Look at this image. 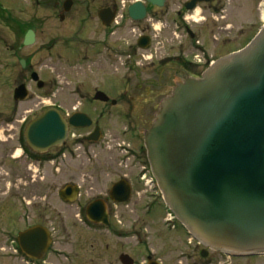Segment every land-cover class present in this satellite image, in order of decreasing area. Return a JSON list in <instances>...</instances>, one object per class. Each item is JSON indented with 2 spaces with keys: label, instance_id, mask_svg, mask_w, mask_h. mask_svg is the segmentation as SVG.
Wrapping results in <instances>:
<instances>
[{
  "label": "rangeland",
  "instance_id": "1",
  "mask_svg": "<svg viewBox=\"0 0 264 264\" xmlns=\"http://www.w3.org/2000/svg\"><path fill=\"white\" fill-rule=\"evenodd\" d=\"M28 1L31 4L32 0H0V171L4 155L9 149L8 143L11 142V139H7V134L16 133L20 121L32 117L40 105L55 103L70 112L82 103V100L77 99V88H80V94L98 89L116 98V94L122 92L128 80L134 84L138 78H157L154 69L163 62L178 60L184 55H187L185 60L191 62L195 39L203 44L206 51L204 58H209L210 55L222 56L243 47L264 22V5L261 4L257 10L247 6L246 16V8L237 9L231 5L227 17H209L202 23L198 19L203 16L201 13L197 15L195 12H181V0H166L162 7L148 6L152 10L151 17L135 22L128 18L122 7L132 0H85L88 11L83 25H80L77 17L84 13L79 11L82 4L77 0L75 8L68 14L70 18L61 24L55 19L52 1L39 0L38 5L35 4V43L18 50L17 45H20L22 31L26 26L17 32L13 28L12 19L19 20L22 14L26 20L34 14L31 6L26 4ZM1 6H9L10 13L4 12ZM17 6H20L22 13L16 9ZM104 7L118 13L119 23L115 25L113 38L106 36L105 28L97 18V11ZM6 16L10 19H6ZM184 16L189 21L188 24L184 21ZM184 25L191 29L193 38L186 34ZM240 28L244 29L243 36L238 35ZM61 32L64 34L62 38L70 41L69 46L63 47L58 36ZM103 34L107 42L114 45L119 56L93 64L84 56L91 53L90 43L100 40ZM140 35L151 36L150 49H138L136 41ZM80 39L84 41L81 42ZM47 42L53 43V47L41 52L39 45L43 43L45 49ZM20 57L29 58L32 70L38 73L45 84L38 89L27 79L31 89L28 100L23 103L14 102L12 98L13 88L21 82V69L18 66ZM112 59H117L119 64L111 67ZM131 64H134V70H131ZM161 73V80L164 81L168 72ZM51 82H54L52 88ZM168 85L167 92L149 85V90L153 88L157 94L155 101L170 93L174 83L169 82ZM37 103L38 107H35ZM149 115L152 116L151 113ZM16 116L19 122L13 125L9 123L8 126L5 125L6 122L2 124L7 118ZM10 125L14 128L9 132L6 129ZM111 133L115 132L111 130ZM85 155L86 158L81 157L80 160L73 157L67 165L72 184L78 186V195L83 202L106 198L110 186L118 180L121 173L129 175V179H126L132 187L129 200L118 205L112 212L111 221L118 229L119 239H114L104 230L103 247L104 244H108V247L104 249L103 264H109L107 255L114 245H118L121 253L126 252L131 256L134 264H146L147 255L160 264H260L264 261V256L236 260L210 251L204 257L200 256L199 249L194 247L193 242L189 243V236L177 222L174 221L172 225L164 223L166 208L159 198V192L155 187L134 181L135 169L124 170L117 166L116 156L104 150H92L88 147L85 148ZM72 223H77L74 212ZM58 264L66 263L61 259Z\"/></svg>",
  "mask_w": 264,
  "mask_h": 264
},
{
  "label": "water",
  "instance_id": "2",
  "mask_svg": "<svg viewBox=\"0 0 264 264\" xmlns=\"http://www.w3.org/2000/svg\"><path fill=\"white\" fill-rule=\"evenodd\" d=\"M165 1L137 0L127 15L142 21L150 12L145 3L162 7ZM71 5L65 0L63 10ZM185 8L192 10L193 4ZM97 16L108 27L115 12L106 7ZM33 40L30 30L23 44ZM148 44V36L139 37V48ZM31 79L43 86L37 73ZM27 97L24 84L15 88V101ZM94 99L106 101L107 96L97 91ZM89 124L83 113L68 118L73 128ZM65 130L59 111L47 108L28 122L24 138L33 150L44 151L60 144ZM144 147L164 205L191 238L229 256L264 255V23L243 48L217 58L200 76L175 84L144 132ZM65 192L74 199L77 187ZM129 196L125 180L111 185V201L123 203ZM103 207L101 200L89 204L87 218L107 224ZM120 262L133 264L124 254ZM147 264L158 263L148 257Z\"/></svg>",
  "mask_w": 264,
  "mask_h": 264
},
{
  "label": "flooded vegetation",
  "instance_id": "3",
  "mask_svg": "<svg viewBox=\"0 0 264 264\" xmlns=\"http://www.w3.org/2000/svg\"><path fill=\"white\" fill-rule=\"evenodd\" d=\"M51 1L56 21L61 24L67 22L70 18L68 14L75 8L77 0H72V5L66 12L63 10L65 0ZM38 2L39 0H32L31 4L29 1L26 3L34 11L30 18L25 20L21 14L19 20L12 19L13 28L17 32L22 30L24 25L26 26L22 31L20 45H17L18 50L26 46L23 42L25 35L30 30L34 33L32 45L35 43L37 36L35 4L38 5ZM79 2L82 4L79 11L84 14L77 17V21L80 25H83L88 7L85 0H79ZM187 3L193 4V9L188 12H195L197 15L201 13L203 16L198 19L204 23L209 17L213 19L227 17L231 5L237 9L246 8V14L244 15L246 16L248 7L257 10L260 4L264 5V0H181L182 13L187 11L185 9ZM1 9L10 13L9 6H1ZM16 9L20 13L23 12L20 6H17ZM6 19H10V17L6 16ZM99 22L105 28L106 36L110 35V38H113L116 26L112 24L105 27L100 20ZM243 33L244 29L240 28L238 35L243 36ZM61 34L58 36L63 47L69 46L70 41L67 38H62L63 32ZM105 34L100 40L90 43L91 53L84 56L93 64L104 59L109 61L112 56H119L114 45L107 42ZM80 40L81 42L84 41V39ZM47 43L45 49L43 43L39 45L41 52L42 50L48 51L53 47V43ZM11 47H13L12 44ZM218 57L220 56L210 55L201 65L194 64L184 58L163 62L154 69L158 80L157 78H147L146 80L138 78L134 84L131 80H128L122 92L116 94V96L118 95L116 98L98 89L80 94V88H77V99L78 101L82 100V103L70 112L59 104L51 103L38 107L37 103L35 107H38V109H35V114L28 119L21 120L16 133L10 131L14 128L11 125L19 122L17 116L3 121L2 124L6 122V126L11 123V127L6 129L10 132L7 134V139H11V142L8 143L9 149L4 155L2 170L0 171V264H58L61 259L66 264H103L104 249L108 247V244L107 246L104 244L103 247L104 230L116 240L120 236L118 229L111 221L112 212L120 204L109 199L110 188L106 198H95L83 202L80 195H78L79 188L76 185L78 188L77 194L72 199V195L65 192L67 187L73 186L67 165L73 157L79 160L81 157L86 158L85 148L89 147L92 150L98 149L99 151L104 150L113 153L116 156L117 166L124 170L128 168L135 169L134 181L146 182L153 179L144 147V132L153 120L161 100L166 96L164 95L159 101H155L157 94L154 93L153 88L160 87L167 92L169 82L174 83L175 86L184 77L199 76L202 70ZM22 60L24 66L21 64ZM117 64H119L118 60L112 59L110 66L115 67ZM18 66L21 69V82L16 87L24 84L28 95L31 88L27 83V79L38 89L44 87V83L42 87H38L37 81L31 79L34 70L31 68L29 58H18ZM133 68L134 64H131V70H134ZM161 71L168 72V76L164 81L161 80L163 75ZM149 85L153 87L151 90H149ZM53 86L54 82H51L50 87ZM16 87L13 88L12 98ZM97 91L103 92L107 96V100L94 99ZM49 95H51V92H49ZM14 102L23 103L25 101L14 100ZM48 107L56 108L66 122L65 136L58 145L48 147L44 151L33 150L25 141L24 128L32 118ZM75 112L85 114L90 124L78 128L69 126L68 118ZM150 113L152 116L149 115ZM140 114H142V117ZM111 130L115 133H111ZM140 168H143L144 171L138 174ZM126 178L129 179V175L121 173L115 182L125 180L130 186L131 195L132 187ZM140 184L144 185L141 182ZM95 200H101L104 204L103 211L106 213L107 224L103 223L102 219L94 222L87 218V207ZM73 212L77 221L74 224L72 223ZM192 242L194 247L199 249L200 254L201 251L206 254L209 251L214 253L210 249H204L196 241L189 240V243ZM122 254L128 255L126 252L121 253L118 245H114L110 254L107 255V261L109 264H122L120 262ZM220 255L236 260L251 257ZM129 257L131 258V256ZM260 264H264V261Z\"/></svg>",
  "mask_w": 264,
  "mask_h": 264
},
{
  "label": "bare ground",
  "instance_id": "4",
  "mask_svg": "<svg viewBox=\"0 0 264 264\" xmlns=\"http://www.w3.org/2000/svg\"><path fill=\"white\" fill-rule=\"evenodd\" d=\"M156 28H157V26H156Z\"/></svg>",
  "mask_w": 264,
  "mask_h": 264
}]
</instances>
